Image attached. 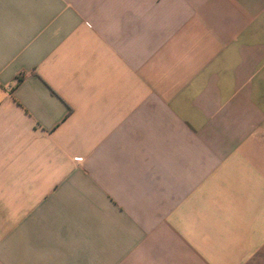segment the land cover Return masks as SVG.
Returning <instances> with one entry per match:
<instances>
[{
  "label": "crops",
  "instance_id": "0c3cea01",
  "mask_svg": "<svg viewBox=\"0 0 264 264\" xmlns=\"http://www.w3.org/2000/svg\"><path fill=\"white\" fill-rule=\"evenodd\" d=\"M0 264H264V0H0Z\"/></svg>",
  "mask_w": 264,
  "mask_h": 264
}]
</instances>
